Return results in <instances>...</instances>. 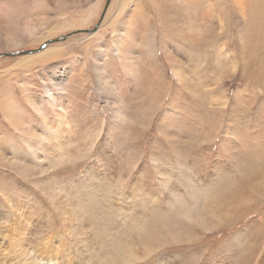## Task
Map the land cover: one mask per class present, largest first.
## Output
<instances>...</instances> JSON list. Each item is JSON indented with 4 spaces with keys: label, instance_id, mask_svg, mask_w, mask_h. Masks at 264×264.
Instances as JSON below:
<instances>
[{
    "label": "rangeland",
    "instance_id": "obj_1",
    "mask_svg": "<svg viewBox=\"0 0 264 264\" xmlns=\"http://www.w3.org/2000/svg\"><path fill=\"white\" fill-rule=\"evenodd\" d=\"M107 1L0 0V242L264 264V0Z\"/></svg>",
    "mask_w": 264,
    "mask_h": 264
},
{
    "label": "bare ground",
    "instance_id": "obj_2",
    "mask_svg": "<svg viewBox=\"0 0 264 264\" xmlns=\"http://www.w3.org/2000/svg\"><path fill=\"white\" fill-rule=\"evenodd\" d=\"M14 39L13 36H10V35H7L6 36V40L7 41H10ZM7 43V42H6ZM100 73H98V71L96 70V73L99 75L100 79L103 81V83L105 84L107 81H105V78L106 76L102 73L104 69H99ZM108 90L110 92H114V94L116 95V88L114 87V85L108 83ZM109 93V92H108ZM14 117V116H13ZM19 120V119H17ZM45 121V120H44ZM17 122V121H16ZM19 122V121H18ZM16 125V124H15ZM45 128H44V127ZM20 127V126H19ZM42 128L43 130H46V129H53L55 128L54 126V123L50 124V122H47V123H44L42 125ZM32 131L34 132V129L29 126V131ZM60 135V134H59ZM62 139V137H61ZM51 144V143H50ZM63 144H66V142H62V141H59L57 139V137L54 139L53 143H52V147L51 148H56V149H59L61 148L60 146L63 145ZM206 200V199H205ZM25 210V209H24ZM72 209L70 207H67V209H64L62 207H58V212L59 214H61L64 218L67 217L68 213H70ZM18 211V210H17ZM43 214V213H41ZM16 216V220L19 222L21 219H22V216H32V212L30 211L28 214L26 212H23L22 211H18ZM196 216V215H195ZM13 218L11 217V220ZM66 219V218H65ZM8 226V231H9V237L10 239L7 240V242L4 244V243H1L0 242V263L1 264H30L31 263V260H32V254H30L29 250L31 251V249H29L27 247V245H25L24 243H22L21 246H19V252H18V249L16 248L17 246V242H16V239L14 237H12V233L16 230V226H14L13 222H11ZM154 228V227H153ZM44 247H40L38 246V250L43 251ZM32 250H35V249H32ZM251 250V249H250ZM253 250V249H252ZM249 252V251H248ZM252 254V252L250 253ZM246 255V254H245ZM244 255V256H245ZM248 256V254H247ZM246 257V256H245ZM244 258V257H243ZM251 259V256H248L245 258V264H250L249 261Z\"/></svg>",
    "mask_w": 264,
    "mask_h": 264
},
{
    "label": "water",
    "instance_id": "obj_3",
    "mask_svg": "<svg viewBox=\"0 0 264 264\" xmlns=\"http://www.w3.org/2000/svg\"><path fill=\"white\" fill-rule=\"evenodd\" d=\"M108 3H109V0L106 2V6H105V8L107 7ZM103 14H104V12L102 13L101 18H102V16H103ZM97 26H98V24H96V25L93 27V29H83V30H78V32H90V31L95 30V29L97 28ZM72 33H74V32H71L70 34H72ZM70 34H69V35H70ZM67 36H68V35H62V36L57 37L55 40H54V39H53V40H48L47 42L43 43L38 49H29V50H27V51H23V52H21V53H22V54H28V53H32V52H34V51L41 50V49H43L47 44H49V43H51V42H55V41L62 40V39H64V38H66ZM6 54H9V55H16V54H19V52L14 51L13 53H4V55H6Z\"/></svg>",
    "mask_w": 264,
    "mask_h": 264
}]
</instances>
